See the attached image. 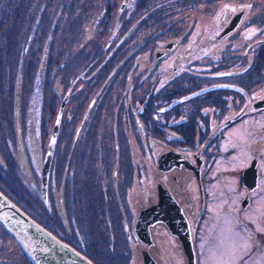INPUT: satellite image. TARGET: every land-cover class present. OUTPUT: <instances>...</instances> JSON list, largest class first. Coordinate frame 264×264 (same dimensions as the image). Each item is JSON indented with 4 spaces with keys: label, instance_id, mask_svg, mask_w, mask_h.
<instances>
[{
    "label": "flooded vegetation",
    "instance_id": "1",
    "mask_svg": "<svg viewBox=\"0 0 264 264\" xmlns=\"http://www.w3.org/2000/svg\"><path fill=\"white\" fill-rule=\"evenodd\" d=\"M63 1L47 4L33 17L31 28L17 37L25 42L30 63L33 48L43 41L41 26L49 17L44 12L51 6L61 7ZM122 2L103 7L96 31L107 34L105 41L97 39L96 47L89 48L95 54L78 64V74L56 108L45 93L35 95L32 87L25 93L19 87V54L12 42L7 45V85H0V193L94 264H109L100 248L112 252L111 258H117V249L118 255L122 252L128 258L127 264L145 263L142 256L149 264H175V256L184 264L183 241L189 242L191 236L193 246L197 245L199 220L210 215L212 220L216 213L227 219L225 202L231 200L237 202L236 208L231 206L235 213L256 209L251 214L256 216L254 221L241 215L235 223V229L248 230L246 248L255 251L264 245V20L257 21L251 14L255 10L251 2L226 1L216 19H177L168 32L161 28L163 34L156 36L153 31L164 23L160 17H148L151 11L143 10L145 0ZM21 3L26 9L34 6V0H18L16 7ZM5 16L0 20V40L12 29L3 28L11 21ZM236 17L235 26L226 30ZM50 54L45 55L46 61L53 59ZM78 54L86 58L82 49ZM21 92L33 104L46 101L37 118L48 112L51 119L54 111L48 136L47 125L44 133L34 118L29 122L31 141L23 137L15 114H10L14 96L19 102ZM77 94L78 105L72 110ZM102 116L107 124L100 120ZM64 123L77 124L72 136L78 137V151L58 157L60 133H70ZM17 142L30 161L22 176L18 175ZM59 160L61 166L55 163ZM74 161L78 169L72 168ZM220 162L222 166L215 168ZM226 162L230 165L225 166ZM214 172L226 177L222 189L229 188L217 199V211L209 189ZM58 212L65 215L66 227ZM55 219L59 231L54 228ZM88 235L93 243L86 245L92 251L85 248ZM165 250L173 253L163 254ZM250 257L245 255L243 260ZM0 264H31L1 226Z\"/></svg>",
    "mask_w": 264,
    "mask_h": 264
},
{
    "label": "rangeland",
    "instance_id": "2",
    "mask_svg": "<svg viewBox=\"0 0 264 264\" xmlns=\"http://www.w3.org/2000/svg\"><path fill=\"white\" fill-rule=\"evenodd\" d=\"M68 1L71 2L72 5H68ZM119 1L120 0H64L63 2H61V7L51 6V9L48 8L47 11L44 12L49 15L48 21L43 26H41L40 22L38 23V27H36V29L40 26L45 28V31L43 33V41L41 44L36 45V47L33 48V58L32 63H30V58L27 56V49L25 50V42L18 41L17 37L20 38V34H22L25 28L26 30H29L31 28L33 17L35 20L36 16L43 12L46 7H48L47 4L49 3L46 4V0H34V6L26 9L27 6L23 5L22 3L18 7H16L18 5V0H14V2L10 0H0V20L3 19V17L6 19L7 17L5 15L7 14L8 18L11 20L8 22V25L4 23L3 28L5 29L7 27L9 29L10 26L12 27V29H9L10 33L7 32L8 37L6 38V36L4 35L2 37L3 40H0V57L3 60L1 52L8 51L6 50V48L7 45L9 46L10 42L13 43L16 49L19 48V55H22L24 53V56L21 57L22 60L21 58H19L21 61V73L18 74L19 87L23 86L25 93L26 90L30 89V87L33 88V92L36 91L35 95L39 93H45L47 95V99H49L50 102H56V108L66 87L69 83H71V79L78 74V64L86 61L87 59H89V57L95 54L94 50L90 52L91 49L89 48L93 46L96 47L97 39H99L100 42L101 40L103 42L105 41V36L107 34L105 35V32L104 34H97L96 31L98 29V26L101 24L99 18L103 12L105 13V11H103V7L106 5H116ZM160 1L161 0H146L144 4L149 6L151 3H157ZM248 1H251L250 5L255 7V10H253L251 14L257 18V21L264 20V0ZM224 2H226V0H191L186 1V4H190V9L186 5L183 6L184 3L174 4L169 9L172 11L174 20L194 17L195 20L199 19V21H211L219 17L220 13L222 12V5H224ZM55 3L59 4L60 2L59 0H55ZM209 14H212V19L210 18ZM25 16H27L26 21H24ZM80 16L81 18H79ZM186 22L187 21H184L182 24H185ZM34 25L36 26L37 24L34 23ZM173 31L177 32V29L173 28ZM63 34L65 35L66 39L63 38ZM6 42L8 44H5ZM3 46L5 47L2 49ZM38 46H40L41 49L37 50ZM79 49L83 50L86 58H82L79 56ZM48 52L49 54L51 53V56L53 55V59H47L46 61L44 57L46 54H48ZM5 65H7V63H4L3 67ZM6 85L4 87H6ZM15 88L18 89V83L15 84ZM38 89H40L41 92H37ZM15 93L16 92L14 91V94ZM79 98L80 97H78L77 94V97L73 99L74 106L70 107L72 110L76 105H78ZM45 105L46 101L33 104L32 101L27 99L25 97V94L22 92L21 100L19 102H16V98L14 96L13 105L10 106V114H15L18 125L21 127V130L23 129V137L25 138L26 136L29 141H31V138L33 137L31 133L32 127H30L29 122H31L34 118L38 121V126L41 127L44 133L45 125H47L48 130L46 136H48L49 134L51 123L54 117V111L51 119H48V112L41 113L39 118H37L36 116L37 111L40 109V107ZM100 120L103 121V123L107 124V118H104L102 116ZM63 125L68 126V131L70 133H65L66 130L60 133L58 157L64 156L66 154L75 155V152L78 151V137L76 139H73L74 136H72V132L77 124L64 123ZM13 128L15 131L16 122L15 124L13 123ZM25 140L26 139H24V141ZM233 140L234 143L238 145L236 143L237 141L235 139ZM46 142L47 137L44 140L43 148L45 147ZM16 147L17 149H19L18 154L20 158L18 165V175L22 176L25 173V169H28V164L30 163V161L27 157L26 150L23 152L21 151L22 143L17 142ZM238 156H240V152H238ZM232 157H235V153L232 155ZM248 158L249 156H247L245 161L248 160ZM55 163L60 164V166L62 164L61 160L56 161ZM71 163L72 168L78 169V161H74ZM224 165L228 166L230 164L226 162L224 163ZM220 166H222L221 162L217 163L215 165V168H218ZM9 170L14 173L12 167H10ZM26 176L32 180L29 173H27ZM214 177L215 180L209 187V189L215 195V198L212 201L211 205L213 209L215 208L214 211H217L219 209L218 204H216L217 199L221 195L225 194V192H228L229 188L225 187L224 189H222L221 186L223 179L226 177H222L217 173L214 174ZM77 179L78 178L76 177V181ZM227 195L230 194L227 193ZM222 201L225 202V199L222 198ZM225 203L228 204V208L226 210V213L228 215L227 219H225L223 216H220L219 213H216L215 215H212V220L211 218H209L211 217L210 215L205 218L206 220L201 219L196 224L195 236H197L198 240V244H195L196 264H234V262L238 264L240 262L242 264H247V262L248 264H264V245L259 244L255 251H252L250 247L246 248V244H249L250 241V237L247 236L248 230H245V235L244 232L235 229V223H237L238 221L240 222L241 215L249 216L248 220L254 221V218L256 216H251V214H254L256 212V209H250L249 211H246L244 213H235L231 210V206L236 208L237 202L231 200ZM63 205L65 207L64 203ZM215 205L217 207H215ZM77 214L80 215L78 211ZM58 215L60 223L64 225V227H66V223L64 222L65 215H62L60 212H58ZM111 220L116 224V221L114 219ZM59 221L57 219L54 220V228L57 231H59V228L57 227ZM80 221V225H82L83 219L80 218ZM84 226L86 225L84 224ZM253 229L254 227L252 228V230ZM260 241L263 242L262 240ZM84 243L85 245L93 243V239L90 235L87 236V243L85 242V239ZM85 248L88 251H92L91 247H88L87 245ZM258 250L260 251L256 254ZM252 252L254 254H252ZM100 253L106 260H108L107 262H109V264H127L128 258L123 257L122 252H120V254L118 255L117 249V258H111V256L109 255L113 256V253L106 248H100ZM172 253L173 252L165 250L163 254ZM245 255L251 256L248 260H245L246 262L243 260V257ZM19 261L21 262L20 259ZM174 261L175 264L176 262L177 264H180V262L176 260V256Z\"/></svg>",
    "mask_w": 264,
    "mask_h": 264
},
{
    "label": "water",
    "instance_id": "3",
    "mask_svg": "<svg viewBox=\"0 0 264 264\" xmlns=\"http://www.w3.org/2000/svg\"><path fill=\"white\" fill-rule=\"evenodd\" d=\"M58 120L59 113L51 132V139L49 141L51 146ZM42 180L44 181V176ZM0 225L14 239L32 264H92L88 259L57 240L49 232L28 218L1 193ZM185 244L189 246L188 242ZM184 255L186 264H194V253L190 247L188 250L184 248Z\"/></svg>",
    "mask_w": 264,
    "mask_h": 264
},
{
    "label": "trees",
    "instance_id": "4",
    "mask_svg": "<svg viewBox=\"0 0 264 264\" xmlns=\"http://www.w3.org/2000/svg\"><path fill=\"white\" fill-rule=\"evenodd\" d=\"M10 1L14 2V0H10ZM186 1H191V0H161L160 2H157V3H151L149 5L150 7L148 5H144L145 6V9H143L144 11H147V10L151 11L148 14V17H160L159 18L160 21L162 19V22L164 23L163 26H161V27H159V28H157L156 30L153 31L154 35H156V36L162 35L163 33L160 31L161 28H165L166 31H167V29H170V28H172L174 26V22L176 21V19L174 20L172 11L169 8L172 7L174 4H178V3L182 4V2L184 3L183 6L186 5V6H188V8H190V4H186ZM226 1H230V0H226ZM48 2L49 3L53 2L52 4H54L55 0H49ZM248 2H251V1H248ZM158 23H160V22H158ZM16 50L18 52L19 48H17ZM7 52L8 51H5V52L2 51L1 52L3 60H4V57L7 54ZM20 56L21 55H19V58H20ZM16 59L17 58H15V60ZM0 60H1V63H0L1 64V67H0V85L3 87V86H5L7 84V82H6L7 79L4 78L5 74L7 73L6 72V65L4 67H3V65H4V63H9L10 64V62H8L7 60L3 61L1 59V57H0ZM16 66L17 65H15V67ZM20 67H21V61L18 60V69H17L18 74L21 73V71H20L21 68Z\"/></svg>",
    "mask_w": 264,
    "mask_h": 264
},
{
    "label": "bare ground",
    "instance_id": "5",
    "mask_svg": "<svg viewBox=\"0 0 264 264\" xmlns=\"http://www.w3.org/2000/svg\"><path fill=\"white\" fill-rule=\"evenodd\" d=\"M59 110H61V108L59 107Z\"/></svg>",
    "mask_w": 264,
    "mask_h": 264
}]
</instances>
